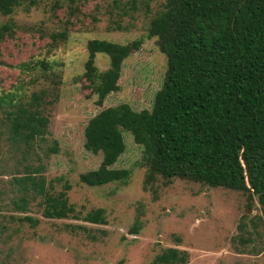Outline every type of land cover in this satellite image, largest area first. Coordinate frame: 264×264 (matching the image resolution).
<instances>
[{
  "label": "trees",
  "instance_id": "1",
  "mask_svg": "<svg viewBox=\"0 0 264 264\" xmlns=\"http://www.w3.org/2000/svg\"><path fill=\"white\" fill-rule=\"evenodd\" d=\"M155 1L0 0V136L7 134L13 149H23L22 159H26L38 141H45L49 111L60 97L64 70L61 63H52V55L66 47L71 34L95 28L102 16L109 21L108 31L129 30L136 21L134 13L140 10L145 36L126 44L88 41L85 70L74 82L89 91L87 98L96 95L97 104L103 106L111 93L120 90L125 61L141 50L146 39H155L167 60L163 85L151 110L136 111L124 103L105 108L89 120L84 147L102 155V162L97 170L80 174V181L88 187L127 185L132 171L114 166L126 151L124 132H129L142 147L138 166L146 169L145 188L159 179L166 185L180 179L241 193L245 210L232 242L239 253L261 255L264 0H163L153 9ZM33 12H42L44 18L27 25L16 18ZM54 24L60 29L52 30ZM39 42L44 44L38 46ZM98 54L109 57L108 69L98 68ZM49 151H59L57 141ZM17 166L11 184L18 187L14 193L19 195L0 206L24 214L12 219L35 227L39 220L29 215L35 206L46 219L82 217L89 223L107 224L103 208L80 216L70 202V182L64 176L48 179L41 159L23 169ZM142 227L138 216L129 232L137 235ZM189 261L188 251L170 247L151 264Z\"/></svg>",
  "mask_w": 264,
  "mask_h": 264
},
{
  "label": "rangeland",
  "instance_id": "2",
  "mask_svg": "<svg viewBox=\"0 0 264 264\" xmlns=\"http://www.w3.org/2000/svg\"><path fill=\"white\" fill-rule=\"evenodd\" d=\"M52 1L44 0L50 4ZM161 2L156 0L151 6L156 9ZM134 16L132 28L124 31H108L109 21L102 16L95 28L71 34L66 47L52 55V63H61L64 70L60 97L49 111L52 117L45 141H38L26 153V159H22L23 149H13L7 134L0 136V206H6L13 195H19L14 193L18 187L11 184L15 167L21 164L19 168L23 169L24 165L41 159L48 179L64 176L70 182V202L80 216L93 208H103L107 224L89 223L82 217L46 219L31 206L29 215L39 220L34 227L12 219L23 216L21 212L10 207L1 209L0 264H151L170 247L188 251V264H264V252L239 253L232 242L239 233L245 210L246 200L241 193L180 179L169 185L159 179L153 187L145 188L146 169L138 166L142 147L129 132H124L126 151L114 166L132 171L128 184L88 187L81 183L80 174L97 170L102 162V155L84 147V130L89 120L105 108L124 103L136 111L151 110L164 82L167 60L155 39H146L141 50L125 61L120 90L111 93L103 106L97 104L96 95L87 98L89 91H82V85L74 82L85 70L88 41L101 39L126 44L145 36L143 14L139 10ZM16 18L27 25L44 16L42 12H33ZM124 21L130 24L128 17ZM55 29L60 27L54 24L52 30ZM23 36L27 38L29 34ZM96 65L101 71L108 69L109 57L98 54ZM55 141L59 151L52 153L49 147ZM56 187L61 189L59 183ZM138 216L143 227L139 234H131L129 230Z\"/></svg>",
  "mask_w": 264,
  "mask_h": 264
}]
</instances>
